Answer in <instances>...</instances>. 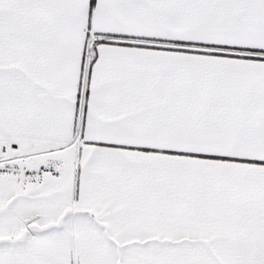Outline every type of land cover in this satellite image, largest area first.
Instances as JSON below:
<instances>
[{"label": "snow or ice", "instance_id": "snow-or-ice-1", "mask_svg": "<svg viewBox=\"0 0 264 264\" xmlns=\"http://www.w3.org/2000/svg\"><path fill=\"white\" fill-rule=\"evenodd\" d=\"M0 264H264V0H0Z\"/></svg>", "mask_w": 264, "mask_h": 264}]
</instances>
